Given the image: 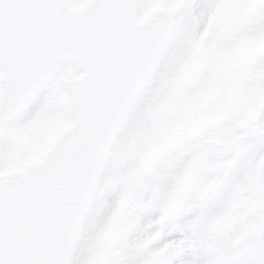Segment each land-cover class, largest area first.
<instances>
[{"label": "snow or ice", "instance_id": "6c2138e0", "mask_svg": "<svg viewBox=\"0 0 264 264\" xmlns=\"http://www.w3.org/2000/svg\"><path fill=\"white\" fill-rule=\"evenodd\" d=\"M0 264H264V0H0Z\"/></svg>", "mask_w": 264, "mask_h": 264}]
</instances>
